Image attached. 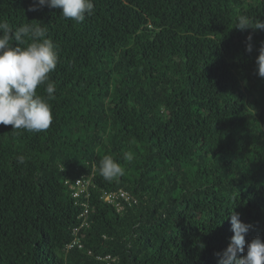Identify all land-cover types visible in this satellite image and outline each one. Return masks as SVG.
Here are the masks:
<instances>
[{"label":"trees","instance_id":"obj_1","mask_svg":"<svg viewBox=\"0 0 264 264\" xmlns=\"http://www.w3.org/2000/svg\"><path fill=\"white\" fill-rule=\"evenodd\" d=\"M32 2L0 0V20L48 28L53 123L0 125V264H217L232 208L246 243L260 237L264 31L234 26L264 20V0H93L82 23ZM106 155L118 180L100 175ZM118 188L130 199L101 198Z\"/></svg>","mask_w":264,"mask_h":264},{"label":"clouds","instance_id":"obj_2","mask_svg":"<svg viewBox=\"0 0 264 264\" xmlns=\"http://www.w3.org/2000/svg\"><path fill=\"white\" fill-rule=\"evenodd\" d=\"M60 9L65 19L82 23L94 11L93 0H33L28 11L42 7ZM240 31L247 29L264 31V20L240 14L234 26ZM48 28L42 22L25 23L15 28L6 20H0V125H11L12 129L40 133L49 129L53 123L51 100L55 99V83L50 73L55 71L59 62L57 46L48 36ZM251 34L247 37L246 51H253ZM15 42V46H13ZM256 74L264 78V42L258 49ZM44 86L45 95L37 94V88ZM124 159L131 162L134 157L126 152ZM24 162L23 157L18 158ZM63 171V164L61 165ZM100 175L106 181H115L125 173L124 168L111 156H104L99 162ZM76 187L82 188L76 184ZM85 181V180H84ZM87 184V181H85ZM86 186V185H85ZM85 186L83 188H85ZM80 190V189H79ZM116 191L104 190L101 198ZM125 191V190H123ZM127 192V191H126ZM110 202V201H108ZM88 215L90 208L86 206ZM231 224L230 243L225 250L217 253V264H264V241L260 237L246 243L245 236L252 225L241 221L240 213L234 208L229 212ZM238 254H243L239 255Z\"/></svg>","mask_w":264,"mask_h":264},{"label":"built area","instance_id":"obj_3","mask_svg":"<svg viewBox=\"0 0 264 264\" xmlns=\"http://www.w3.org/2000/svg\"><path fill=\"white\" fill-rule=\"evenodd\" d=\"M76 184L82 186V188H79L80 189L79 192H80L84 189L83 187L86 185V182L84 180L77 179ZM76 194H77V192L73 193V195H76ZM118 198L119 199L124 198V199L128 200V199H130V195L126 191L120 190L119 193H110L105 197V199L107 201H110V202L116 201V199H118ZM86 213H87V209L84 210L83 215H85Z\"/></svg>","mask_w":264,"mask_h":264}]
</instances>
